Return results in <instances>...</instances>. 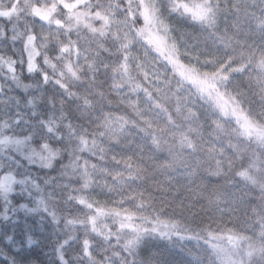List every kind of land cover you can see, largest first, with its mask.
<instances>
[{
	"label": "snow or ice",
	"instance_id": "snow-or-ice-1",
	"mask_svg": "<svg viewBox=\"0 0 264 264\" xmlns=\"http://www.w3.org/2000/svg\"><path fill=\"white\" fill-rule=\"evenodd\" d=\"M0 264H264V0H0Z\"/></svg>",
	"mask_w": 264,
	"mask_h": 264
}]
</instances>
